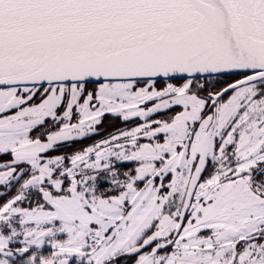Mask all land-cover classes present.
I'll return each mask as SVG.
<instances>
[{
    "label": "snow or ice",
    "instance_id": "6c2138e0",
    "mask_svg": "<svg viewBox=\"0 0 264 264\" xmlns=\"http://www.w3.org/2000/svg\"><path fill=\"white\" fill-rule=\"evenodd\" d=\"M0 264H264V0H0Z\"/></svg>",
    "mask_w": 264,
    "mask_h": 264
}]
</instances>
